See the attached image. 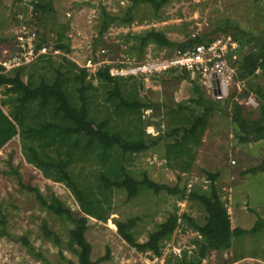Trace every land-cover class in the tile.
<instances>
[{
    "label": "rangeland",
    "instance_id": "obj_1",
    "mask_svg": "<svg viewBox=\"0 0 264 264\" xmlns=\"http://www.w3.org/2000/svg\"><path fill=\"white\" fill-rule=\"evenodd\" d=\"M33 1H49L56 13L52 15V12L47 10L39 13L40 18L37 19L32 11ZM135 1L0 0V37L10 38L9 34L18 26V19L22 18L21 22L27 23L28 29L36 32L38 30L42 37H47L48 46L54 49L50 50L54 66H58L62 61L61 56L65 55L87 68V80L97 68L105 64L116 66L115 64L120 62L138 60L136 51L132 50L135 39L128 40L127 34L143 33L151 28L164 32L172 41L183 42L194 35L207 34L215 28L227 27L226 32H218L216 36L229 34L244 39L245 46L243 51L237 54L238 60H242L249 51L258 49V45L254 47L255 42L248 44L246 40L264 39V0H171L158 14L150 3L140 1L134 7L135 21L131 25L113 23L95 44L104 9L121 16ZM240 30L244 32L243 35ZM60 33L63 35L62 40L58 39ZM59 42L68 44L70 51L55 48ZM11 45L7 40L0 41V61L2 57H8L12 50ZM55 50H58V53H55ZM173 51L174 48H159L151 43L141 61L155 60L166 53L172 54ZM89 59L93 61L94 66H85ZM238 60L234 62L237 68ZM42 72L50 75L53 69L46 68ZM76 72L78 70L74 69L73 74ZM111 74H117L116 67L111 69ZM178 74L168 71L151 76L139 74L137 81L143 80L140 95L144 102L152 104L151 108L143 110L147 134L155 137L164 135L176 126L178 114L190 116L192 112H202L203 107L190 101L198 97L194 83ZM131 82V79H127V85ZM94 84L98 88L95 91L96 101L100 103L103 101V87L98 80H94ZM250 86L253 89L261 86L264 91V69L257 70L255 77L246 80V87ZM203 89L208 96L213 97L206 87L203 86ZM216 99L220 106L209 118L201 144L194 147L195 156L192 160L188 155H184L182 160H172V165H169L165 144L172 140V137H168L150 149L132 155L126 165L137 179H141L146 172L159 184L178 185L180 188L187 186V195L190 190L207 191L210 185L207 172L219 171L221 175L217 185L223 199L232 212L238 207L237 211L242 214L237 226L249 230L257 221H264V172L244 171L263 162L264 139L257 142H240L237 136L239 128L232 119L233 100L228 102L226 98ZM234 99L243 105L247 118L258 116V98L256 103L251 104L247 103L246 98L234 96ZM3 109L9 111L8 106ZM187 160H191L189 166L186 164ZM72 168L75 175H80L78 179L86 177L92 182L97 180L94 169L98 168V163L94 159L87 162L77 160ZM28 186L40 189L45 197L55 193L72 209L79 211V205L71 190L64 184L45 177L41 170L28 163L22 153L19 136L14 137L0 149V210L7 217L5 230L8 234H1L3 226L0 224V264H67L66 259L79 264L76 254L67 244L72 225L45 208L37 194L29 190ZM179 196L166 190L156 193L146 189L136 198L128 200L126 190H115L107 222H97L96 219L90 218L92 226L87 232V237L93 245V257L105 255L109 247L112 259L103 264H166V258L171 254L179 256L183 250L191 252V248H194L192 242L198 235L186 224L182 223L172 238L165 242L162 257H156L152 252L142 253L136 247L130 246L118 233L115 224L116 219L139 217L135 231L138 240L144 242L176 209L179 214L187 212L199 223H204L206 211L203 205L196 200H181ZM44 222L61 236L64 241L62 248L44 236ZM23 237L28 239L29 244L24 243ZM237 241L233 251L235 256L231 255L223 261L226 258L223 251L214 256L210 250L203 264H225L226 260L236 258L239 254L241 257L250 256L254 259L243 260L238 264H264V227L256 234L249 233L239 237Z\"/></svg>",
    "mask_w": 264,
    "mask_h": 264
},
{
    "label": "trees",
    "instance_id": "obj_2",
    "mask_svg": "<svg viewBox=\"0 0 264 264\" xmlns=\"http://www.w3.org/2000/svg\"><path fill=\"white\" fill-rule=\"evenodd\" d=\"M140 1L150 3L158 14L162 7L171 0H136L121 16L104 9L102 24L95 44L113 23L131 25L135 21L134 7ZM32 5V11L37 19L40 18L39 13L47 10L51 11L52 15L56 13V9L49 1H33ZM21 21L22 18L18 19L16 29L27 25ZM16 29L9 34L10 38L0 37V41L7 40L12 43L13 50L17 39ZM227 30V27L215 28L207 34L196 35L183 42H177L170 40L164 32L151 28L143 33L127 34V39H135L132 50L136 51L135 54L138 58L133 61L136 65L143 63L141 60L151 43L159 48L169 47L175 50L178 47L184 48L211 41L218 32ZM241 32L243 35L244 32ZM36 34L35 48L38 50L47 46L50 48L48 53H42L33 61L16 65L10 70H6L4 66L0 65V149L14 137L19 136L26 161L41 170L45 177L62 183L71 190L79 205L78 212L55 193L45 197L40 189L27 187L37 194L45 208L72 225L67 244L68 248L76 254L79 264H103L112 259L109 247L105 255L93 257V245L87 237V232L92 226L90 218L96 219L97 222H107L112 210V196L118 189L126 190L128 200L136 198L146 189L156 193L166 190L170 194L180 195L181 200H196L203 205L206 211L204 223H199L187 212L179 214L176 209L164 222L159 224L155 231L149 234L148 239L144 242H140L136 236L135 229L139 217L115 220L118 233L130 246L136 247L142 253L152 252L156 257L163 256L165 242L172 238L182 223L196 232L198 238L193 240L194 248H191V252L183 250L179 256L171 254L166 258V264H203L210 250L229 249L232 247L234 237L239 238L261 231L264 227L262 220L257 221L249 230L241 227L232 228L228 204L223 199L217 185L221 175L219 171L207 172V179L210 182L207 191L190 190L187 195V186L180 188L178 185L159 184L151 179L146 172L141 179H137L127 168L126 162L132 155L144 152L168 137H172V140L165 144L169 165H172V160L175 162L182 160L184 155H188L191 160L194 158V147L201 144L209 118L220 106V102L216 98L206 94L200 77L192 79L188 71L178 68L167 70L171 73L178 72L179 76L188 78L194 83L198 97L192 98L190 101L203 107V110L199 114L192 112L190 116L178 114L176 126L165 132L164 135L155 137L146 132L143 110L151 108L152 104L144 102L140 95L143 80L137 81L139 75L111 74L113 67L120 68L126 65L120 62L115 64L116 66L112 64L100 66L87 80V68H83L65 55L59 54L62 61L58 66H54L51 53L54 49L48 46L49 42L46 36L42 37L38 30ZM62 36L60 33L58 39L62 40ZM236 39L240 42L239 53H241L245 41L240 37H236ZM254 42V47L258 45V49L249 51L242 60L237 62V80L246 81L250 77H255L257 70L264 69V39L246 40L248 44ZM55 48L66 52L70 51L69 45L63 42L57 43ZM169 55L165 54V56ZM46 68L53 69V72L50 75L42 72ZM74 69L78 70L75 74H73ZM127 79H131L130 85H127ZM94 80H98L103 87V101L100 103L96 101L95 91L98 88H96ZM251 94H254L256 101L257 98L260 100L257 109L258 116L255 118H247L244 115L243 105L234 99V96L247 99ZM225 98L228 102L233 100L232 119L239 128L237 136L240 142L249 143L263 140V88L258 86L253 89V87L249 88L245 85L242 92L237 93V90L234 89ZM4 106L9 107L8 112L3 109ZM182 107L181 104L180 109ZM93 159L98 163V168L94 169L97 180L92 182L90 178L86 177L78 179L80 175H75L72 168L73 163L77 160L87 162ZM191 160H187V166L191 164ZM259 171L264 172V160L259 166L249 168L244 173ZM0 213V224L3 226L1 234L8 235L5 230L7 217L1 210ZM42 228L47 239L60 248L63 247V239L47 222H44ZM23 241L25 244H29L26 237H23ZM30 248L32 249V247ZM38 254L41 256L40 253ZM66 261L67 264H77L71 259H66Z\"/></svg>",
    "mask_w": 264,
    "mask_h": 264
},
{
    "label": "built area",
    "instance_id": "obj_3",
    "mask_svg": "<svg viewBox=\"0 0 264 264\" xmlns=\"http://www.w3.org/2000/svg\"><path fill=\"white\" fill-rule=\"evenodd\" d=\"M17 39L14 44V50L11 49L8 57H2L0 65L7 70L16 65L29 63L42 53H48V47L43 46L40 49L35 48L37 34L30 30L26 25H22L15 30ZM196 35H194L195 37ZM240 42L232 35H218L211 41L197 43L193 46L176 48L169 56L157 58L155 60H145L141 64L134 62H123L126 65L116 67L115 75H154L159 72L167 71L171 68L186 70L191 78L200 77L201 83L208 89L214 98L222 99L228 97L236 89L237 93L245 88L246 81L237 80V66L234 63L238 60ZM58 50H55V53ZM13 53V55H12ZM91 59L85 66H94ZM136 68V70H135ZM216 96V97H215ZM247 103H256L253 94L247 98Z\"/></svg>",
    "mask_w": 264,
    "mask_h": 264
},
{
    "label": "crops",
    "instance_id": "obj_4",
    "mask_svg": "<svg viewBox=\"0 0 264 264\" xmlns=\"http://www.w3.org/2000/svg\"><path fill=\"white\" fill-rule=\"evenodd\" d=\"M228 208H229V212L231 214L232 228L239 227V226H237V223H240L242 214H240V211L239 212L237 211L238 207H236L233 212H232V210H231V208L229 206H228ZM233 213H235V216H233ZM237 239H238V237H234L233 238V244H232V247L231 248L226 249V250H221V251L224 252V255H225L224 257H226V258H224L223 261H225V259H228V257H230L231 255L232 256H235L236 255V254H234L233 251L235 250V247L237 246V242H238ZM210 252L215 256L216 253H219L220 251L212 250ZM239 258H241V259H239ZM247 259H254V257H250V256L249 257L248 256L241 257L240 254H239V255H237L236 258L233 257L229 261L226 260V263L225 264H238V263H240V261L247 260Z\"/></svg>",
    "mask_w": 264,
    "mask_h": 264
},
{
    "label": "bare ground",
    "instance_id": "obj_5",
    "mask_svg": "<svg viewBox=\"0 0 264 264\" xmlns=\"http://www.w3.org/2000/svg\"><path fill=\"white\" fill-rule=\"evenodd\" d=\"M113 227H114V225L113 224H111Z\"/></svg>",
    "mask_w": 264,
    "mask_h": 264
},
{
    "label": "clouds",
    "instance_id": "obj_6",
    "mask_svg": "<svg viewBox=\"0 0 264 264\" xmlns=\"http://www.w3.org/2000/svg\"><path fill=\"white\" fill-rule=\"evenodd\" d=\"M6 69V68H5ZM7 70V69H6ZM247 100V99H246ZM256 100V99H255Z\"/></svg>",
    "mask_w": 264,
    "mask_h": 264
}]
</instances>
